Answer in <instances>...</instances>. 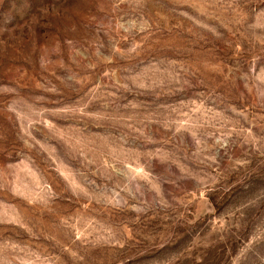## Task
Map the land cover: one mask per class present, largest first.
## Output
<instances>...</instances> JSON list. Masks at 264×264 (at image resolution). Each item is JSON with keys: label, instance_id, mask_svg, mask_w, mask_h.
<instances>
[{"label": "rangeland", "instance_id": "obj_1", "mask_svg": "<svg viewBox=\"0 0 264 264\" xmlns=\"http://www.w3.org/2000/svg\"><path fill=\"white\" fill-rule=\"evenodd\" d=\"M0 264H264V0H0Z\"/></svg>", "mask_w": 264, "mask_h": 264}]
</instances>
